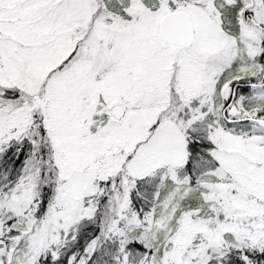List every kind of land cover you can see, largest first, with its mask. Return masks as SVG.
Returning <instances> with one entry per match:
<instances>
[{
	"label": "snow or ice",
	"instance_id": "6c2138e0",
	"mask_svg": "<svg viewBox=\"0 0 264 264\" xmlns=\"http://www.w3.org/2000/svg\"><path fill=\"white\" fill-rule=\"evenodd\" d=\"M0 264H264V0H0Z\"/></svg>",
	"mask_w": 264,
	"mask_h": 264
}]
</instances>
